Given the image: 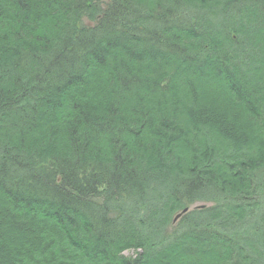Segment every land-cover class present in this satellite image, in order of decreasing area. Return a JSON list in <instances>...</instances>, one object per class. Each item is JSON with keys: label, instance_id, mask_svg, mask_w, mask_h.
I'll use <instances>...</instances> for the list:
<instances>
[{"label": "trees", "instance_id": "obj_1", "mask_svg": "<svg viewBox=\"0 0 264 264\" xmlns=\"http://www.w3.org/2000/svg\"><path fill=\"white\" fill-rule=\"evenodd\" d=\"M0 264H264V0H0Z\"/></svg>", "mask_w": 264, "mask_h": 264}, {"label": "rangeland", "instance_id": "obj_2", "mask_svg": "<svg viewBox=\"0 0 264 264\" xmlns=\"http://www.w3.org/2000/svg\"><path fill=\"white\" fill-rule=\"evenodd\" d=\"M203 205H204L205 207L207 206V204H206V205H205V204H195V205H192V207L185 208V209L181 210L179 213L175 214V215H176V218H177L178 216H180V214H182V215L184 216L185 214H187V213H189V212H192V210H202V209H199V208H196V207H202ZM205 207H203V208H205ZM183 216H182V217H183ZM182 217L176 219L177 221H175V224H176L178 221H180V219H181ZM173 218H174V217H173ZM173 218H172V220H173ZM172 220H171V221H172ZM126 255L129 256V255H131V253L129 252V253H127Z\"/></svg>", "mask_w": 264, "mask_h": 264}, {"label": "bare ground", "instance_id": "obj_3", "mask_svg": "<svg viewBox=\"0 0 264 264\" xmlns=\"http://www.w3.org/2000/svg\"><path fill=\"white\" fill-rule=\"evenodd\" d=\"M183 215L182 214H180V217H182ZM176 219V215L174 216V218H173V221H172V225H175V221H177V220H175ZM123 229H127L126 227H123ZM131 253V255H129V256H127L126 254L127 253ZM136 254H137V252L135 251V250H133V249H129V250H124V251H122L121 253H120V256H122L123 258H125V259H129V258H131V260H132V258H134V257H136Z\"/></svg>", "mask_w": 264, "mask_h": 264}, {"label": "water", "instance_id": "obj_4", "mask_svg": "<svg viewBox=\"0 0 264 264\" xmlns=\"http://www.w3.org/2000/svg\"><path fill=\"white\" fill-rule=\"evenodd\" d=\"M203 207H205V206L203 205L202 207H196V208L203 209ZM178 218H180V216H178L176 219H178Z\"/></svg>", "mask_w": 264, "mask_h": 264}]
</instances>
